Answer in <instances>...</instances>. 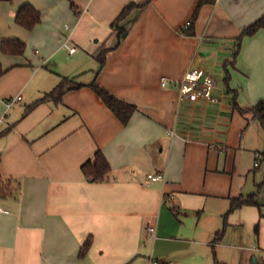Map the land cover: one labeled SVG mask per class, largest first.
Here are the masks:
<instances>
[{
    "label": "crops",
    "instance_id": "obj_1",
    "mask_svg": "<svg viewBox=\"0 0 264 264\" xmlns=\"http://www.w3.org/2000/svg\"><path fill=\"white\" fill-rule=\"evenodd\" d=\"M130 1L144 0H0V42L26 43L23 55L0 50L7 69L0 77V177L12 191L0 195L8 211L0 212V264H150L151 258L215 264L214 255L243 264L260 248V236L247 247L251 233L233 232L252 231L253 207L236 210L229 221L237 225L230 223L219 243L214 238L230 198L243 194V187L235 190V175L243 176L247 129L258 125L234 108L228 86L241 107L264 100V29L245 37L234 59L236 38L264 15V0L204 4L194 35L180 29L199 0H152L122 20L118 39L110 25ZM26 3L42 16L32 30L15 23ZM204 74L195 94L178 87L186 76ZM62 77L86 86L25 113ZM163 78L169 86L161 85ZM92 82L137 106L126 125L88 86ZM97 150L112 168L101 183L81 168ZM254 153L257 169L263 158L259 149ZM152 172L164 180H150ZM226 247L232 256L224 255Z\"/></svg>",
    "mask_w": 264,
    "mask_h": 264
},
{
    "label": "trees",
    "instance_id": "obj_2",
    "mask_svg": "<svg viewBox=\"0 0 264 264\" xmlns=\"http://www.w3.org/2000/svg\"><path fill=\"white\" fill-rule=\"evenodd\" d=\"M216 0H199L189 21L180 29V33L184 35H194L195 34V23L198 18L199 12L204 4H212L215 3ZM152 0H144L141 2L130 1L128 2L118 16L113 20L110 27L112 29V33H117V38L120 39L121 35L125 32V29L121 26L122 20L128 16L132 10L135 8H141L148 4H150ZM72 7L76 9L75 5L72 4ZM42 20L41 12L36 9L30 3L23 4L15 15V23L23 28L28 30H32L37 24H39ZM260 29H264V15H262L255 22L246 27L240 35L236 38V48L234 52V59L240 52V47L243 39L248 36H253ZM0 50L4 54L8 55H23L26 50V43L18 38H8L1 39L0 42ZM105 52V51H104ZM105 53L98 56L99 60V69L105 63ZM234 64V62H232ZM7 69H5L0 64V77L6 73ZM230 73L226 70L225 82L227 86L229 85ZM86 86L83 83L77 81V78L72 77H62L60 82L49 92L45 93L42 97L35 100L31 103L25 110V113L31 111L38 104L51 101L56 104L62 102V98L67 91L77 90ZM92 88V90L104 101L106 106L111 109V111L116 115V117L126 125L131 119L132 115L138 110L135 104L124 101L114 94L110 93L104 87L98 85L96 82H92L88 85ZM228 91L234 93L233 97V105L236 110H238L243 115L250 114L253 119H255L264 132V100H259L254 106L251 107H241L237 103V91L230 89L228 86ZM260 155L264 159V150L260 151ZM82 171L89 179V181L94 183L104 182L108 178V174L111 172V165L106 158L105 154L102 150H97L94 154L93 158L87 160L82 164ZM264 187V180L260 184L257 185V191L248 194V195H239L230 198V206L226 214L224 215V226L221 230L216 232L214 242L219 243L222 241L226 227H227V217L230 213L244 207V206H256L260 212L262 207H264V201H258V197L260 195L261 189ZM11 184L4 182L0 177V195L5 196L11 193ZM175 211V208H172ZM262 215V214H261ZM263 216V215H262ZM91 245V238H87V240L83 243L82 248L80 250V256H84L89 247ZM215 264H227L224 262H220L217 260L216 255H214Z\"/></svg>",
    "mask_w": 264,
    "mask_h": 264
},
{
    "label": "rangeland",
    "instance_id": "obj_3",
    "mask_svg": "<svg viewBox=\"0 0 264 264\" xmlns=\"http://www.w3.org/2000/svg\"><path fill=\"white\" fill-rule=\"evenodd\" d=\"M256 126H254V125L249 126L247 129V150L248 151L243 153V155L241 157V165H240V170H239V171H241V173H243V176H239V174L235 175V183H236L235 184V187H236L235 190L237 188L243 187L242 193L244 195H248V194H251V193L257 191V185L260 184L261 182H263V180H264V159L261 161L260 168L254 169V160H255L254 149H259L260 151L264 150V132H263L262 128L260 127L259 123ZM249 169L251 171L247 175V173H248L247 170H249ZM258 201H260V202L264 201V187L260 191ZM247 207H250V208L253 207L257 212V220L252 225V231L247 229V227H235L233 232H234V234L237 232H239V234L241 232L246 233L248 231H249V234L251 233V235L253 236V240H251L252 243L249 245L247 241L244 242L245 244H247V247L248 246H254L255 244L257 245V238L260 236V238L262 240L260 248L257 251H251L248 256H245V258L247 257V259H245L246 260L245 263L243 260V264H264V216L261 217L262 216L261 212L256 206H247ZM262 211L264 212V207H262ZM234 212L230 213L227 217V224L228 225L226 227L225 235H226L227 229L231 226V224H233L234 226L237 225V224L229 221L230 215L233 214ZM223 226H224V216H223V224H222V227L220 228V230L223 228ZM238 229H240V230H238ZM225 235H224V237H225ZM247 239H248V237H247ZM228 243L231 245H234V248H235L236 247L235 245H237L239 242H237V240L235 241L234 239H230V240H228ZM152 244H153L152 240H149L147 242V246L150 248L152 247ZM239 244H238V246H239ZM158 249H159V251H164L166 249V247H164V245L163 246L158 245ZM233 250L234 249L226 247L225 249H223L224 255H226L228 257L232 256L231 252H234ZM155 257L162 258L159 255H156ZM216 258L220 262H223V259L220 258V256L216 255ZM256 258H258L257 263L255 260ZM212 260L215 262L214 256L212 257ZM231 261H233V260H231ZM233 263L240 264V261L233 262Z\"/></svg>",
    "mask_w": 264,
    "mask_h": 264
},
{
    "label": "built area",
    "instance_id": "obj_4",
    "mask_svg": "<svg viewBox=\"0 0 264 264\" xmlns=\"http://www.w3.org/2000/svg\"><path fill=\"white\" fill-rule=\"evenodd\" d=\"M71 52H75L76 48L72 47L70 49ZM169 81L166 80L165 78L162 79L161 85L162 86H169ZM200 86V79L198 76H186L184 79H182L180 82H178V87L184 92V93H193L195 94L197 92V89ZM21 99V96H17L15 98H10L6 101L7 108H11L18 100ZM148 178L152 181H161L164 180V175L162 173H149ZM0 212H6L8 213L7 210H4L0 206ZM147 231L152 237L154 238L156 236V231L153 226H149L147 228ZM150 264H174L173 262H164L159 259L151 258L150 259Z\"/></svg>",
    "mask_w": 264,
    "mask_h": 264
},
{
    "label": "water",
    "instance_id": "obj_5",
    "mask_svg": "<svg viewBox=\"0 0 264 264\" xmlns=\"http://www.w3.org/2000/svg\"><path fill=\"white\" fill-rule=\"evenodd\" d=\"M205 77H206V74H204V75L201 77V79H200V84L204 83V79H205Z\"/></svg>",
    "mask_w": 264,
    "mask_h": 264
}]
</instances>
